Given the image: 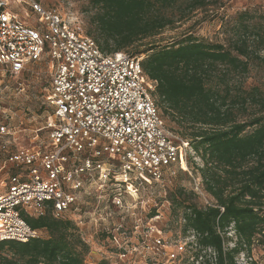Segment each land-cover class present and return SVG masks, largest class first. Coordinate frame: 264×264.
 I'll use <instances>...</instances> for the list:
<instances>
[{
    "label": "built area",
    "instance_id": "2783aa9c",
    "mask_svg": "<svg viewBox=\"0 0 264 264\" xmlns=\"http://www.w3.org/2000/svg\"><path fill=\"white\" fill-rule=\"evenodd\" d=\"M14 6L29 8L37 27L27 26ZM44 59L51 70L45 100L53 109L44 128L48 142L8 155L0 243L42 238V231L31 229L24 218L50 212L55 219L70 220L83 190L105 189L108 201L130 214L131 227L107 232V256L94 263L85 257L84 264H214L215 252L201 247L194 231L183 230L184 219L180 231L167 236L158 227V214L142 217L126 205V197L137 201L140 191L162 181L170 169L191 175V166L201 162L186 140L165 127L152 95L156 82L144 75L141 59L123 51L102 52L55 9L32 0H0V67L18 75ZM0 134L9 132L0 127ZM191 178L193 192L205 198L200 177ZM80 224L75 223L78 230ZM239 259L236 264L251 260L243 254Z\"/></svg>",
    "mask_w": 264,
    "mask_h": 264
},
{
    "label": "trees",
    "instance_id": "16d2710c",
    "mask_svg": "<svg viewBox=\"0 0 264 264\" xmlns=\"http://www.w3.org/2000/svg\"><path fill=\"white\" fill-rule=\"evenodd\" d=\"M94 40L102 52L125 51L172 28L209 5L207 0H93ZM178 16V18H176ZM264 16L241 13L224 43L193 36L168 46L150 45L140 58L144 75L156 82L153 98L163 114L184 131L199 156L198 175L212 201L199 208L179 190L184 231L216 254L214 264L251 259L264 235ZM141 59V58H140ZM263 73L261 86L244 89L251 67ZM194 165V164H193ZM47 238L1 242L0 264H84L88 246L74 222L52 217L24 218ZM233 233L232 238L228 236ZM103 264V263H99ZM203 264H210L204 260Z\"/></svg>",
    "mask_w": 264,
    "mask_h": 264
},
{
    "label": "rangeland",
    "instance_id": "374dc122",
    "mask_svg": "<svg viewBox=\"0 0 264 264\" xmlns=\"http://www.w3.org/2000/svg\"><path fill=\"white\" fill-rule=\"evenodd\" d=\"M32 1L44 8L57 10L73 27L79 28L84 35L95 38L92 19L97 9L93 5V0ZM207 2L208 6L194 11L185 19L176 21L172 28L165 29L154 38L144 40L140 45L123 52L135 56V53L141 52L144 47L176 44L187 36H193L206 43H224L225 39L230 36L231 28L239 14L248 12L256 19L264 16V0H207ZM15 8L27 26L37 27L36 15L31 14L29 8ZM25 13L28 15L26 16ZM261 55L264 56V53L262 52ZM139 57L143 59V56ZM50 73V67L45 59L29 65L18 75L5 73L0 67V127H5L9 132L8 135L0 134V193L4 191L5 177L10 173L7 163L8 155L16 148L42 146L48 142L47 130L44 128L53 111L45 100ZM262 82V71L252 66L243 87L248 90L261 86ZM157 108L165 127L178 138L183 139L182 127L163 114L161 108ZM102 159L108 158L103 157ZM109 161L116 164L115 160L109 159ZM191 167V175L199 176L197 169L202 167V162ZM191 175L172 168L165 172L162 181L151 182L145 190L140 191L137 201L126 197V205L129 208L135 206V214L142 217L158 214L160 216L158 227L167 236H174L180 231V219L184 213L183 209L178 206L179 190L192 194L190 198L199 208L206 207V202L212 203L207 194L205 198H202L193 192ZM109 196V190L105 189L98 193L83 190L75 209L68 214L72 222H81L78 234L81 239L86 240L88 252L85 257L88 263L98 262L99 259L107 256L110 251L107 232L113 231L119 225L125 231L131 227L130 214L114 207L108 201ZM228 236L232 238L231 245H228L230 247L235 239L231 231ZM41 237L47 238L48 235L42 231ZM250 254L257 264H264V235L257 237ZM235 260L240 262L239 256ZM184 264H189V262L186 261Z\"/></svg>",
    "mask_w": 264,
    "mask_h": 264
}]
</instances>
